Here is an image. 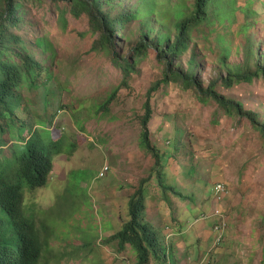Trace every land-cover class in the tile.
<instances>
[{"label": "rangeland", "instance_id": "374dc122", "mask_svg": "<svg viewBox=\"0 0 264 264\" xmlns=\"http://www.w3.org/2000/svg\"><path fill=\"white\" fill-rule=\"evenodd\" d=\"M141 1L136 17L113 35L116 54L132 64L126 80L88 14L75 15L70 3L60 0H25L20 9L16 31L51 71L52 79L43 82L53 87L48 115L39 126L47 122L63 146L47 184L25 194L27 213L48 236L44 259L47 264L135 263L131 246L119 250L110 236L128 220L129 200L142 179L157 174L140 141L147 91L159 82L151 97V140L161 150L171 136L174 140L165 186L153 179L144 186L146 219L161 227L164 244L176 248L178 264H264V76L228 86L220 61L225 57L232 67L264 64V0H237L234 8L225 3L231 12L224 21L215 15L223 10H210L213 20L194 32L177 61L159 59L154 45L137 53L138 45L146 33L148 38L166 31L173 35L174 4L190 6L193 0H157L154 9L144 0H113L105 8L122 14ZM192 54L202 62L194 69L197 85L205 90L214 83L217 92L258 113L256 121L226 112L202 88L161 81L167 69L186 70ZM32 101L33 110H46L42 89ZM13 142L8 138L3 154H10ZM105 165L108 170L99 176ZM218 183L227 187L223 194L215 191ZM217 209L227 221L220 241L214 230Z\"/></svg>", "mask_w": 264, "mask_h": 264}, {"label": "trees", "instance_id": "16d2710c", "mask_svg": "<svg viewBox=\"0 0 264 264\" xmlns=\"http://www.w3.org/2000/svg\"><path fill=\"white\" fill-rule=\"evenodd\" d=\"M24 1L0 0V264H47L48 260L44 259V251L48 247V236L41 235V229L38 228L36 220L27 213L25 194L26 189L35 190L47 184L54 168V157L63 151L62 141L52 136L47 127L48 123H44L45 128L39 126L45 120L44 116L48 115L46 112L50 103L48 90L53 91V87H44L43 82L52 78L45 61L38 58L34 51L29 50L24 37L16 31L21 23L20 9L24 7ZM60 1H68L75 15L88 14L91 23L98 29L101 28V43L112 52L114 61L122 67L126 80L130 76L132 64L126 57L120 59L116 54L114 49L116 41L113 35L116 30H120L125 23L136 17L138 9L142 8L144 3L141 1V5L136 10L112 15L111 11L106 10L105 7L113 0ZM144 1L152 9L157 5V0ZM236 1L193 0L190 6L182 1L175 3L177 13L170 16L174 25V34L166 31L154 38H148L149 34L146 33L147 39L142 38L137 53L154 45L159 59L169 58V61H177L179 56L190 48L191 42L195 39L194 32L213 20L210 10L214 12L223 10L222 14L215 15L216 18L224 21L228 18L222 17L225 12H231L224 4H233L234 8ZM219 39L227 42L221 34ZM246 53L247 57L251 56L249 51ZM220 61L225 71L223 81L228 86L239 82L250 83L255 78L264 76V64L260 60L254 63L247 62L244 65L237 64L233 67L227 65L225 57H220ZM187 63L186 70L180 66L170 71L167 69L161 81L175 79L187 87L203 90L201 84L197 85L194 74V69L201 68L202 62L195 54H192ZM159 86L160 83L156 82L147 91L144 113L141 117L140 141L152 154L153 168L157 174L142 179L129 200L128 220L117 233L110 236V239L118 241L119 250L124 249L127 244L131 246L136 253L134 264H178L175 247L163 243L158 229L144 215L146 209L144 186L151 179L156 180L160 186H165L164 169L171 155V144L174 140V136H171L170 145L164 150L151 140L149 128L153 115L151 97ZM40 89H42L43 102L46 106V110L42 113L33 110L30 106L33 93ZM203 91L226 112L236 111L238 114H248L253 121H256L258 113L244 110L241 102L217 92L214 83ZM110 101L111 97L106 105ZM34 121L36 124L33 123ZM260 132L264 140V120ZM25 133H28L27 138ZM8 138L15 142L12 147L10 146V154L6 155L2 151L7 145ZM174 147L176 148V145ZM219 220L218 216L217 221Z\"/></svg>", "mask_w": 264, "mask_h": 264}, {"label": "built area", "instance_id": "2783aa9c", "mask_svg": "<svg viewBox=\"0 0 264 264\" xmlns=\"http://www.w3.org/2000/svg\"><path fill=\"white\" fill-rule=\"evenodd\" d=\"M108 170V166L105 165L101 172L99 173V176H103L104 173ZM215 191L219 194H223L224 192L227 191V187L224 186V184H221V183H218L215 185ZM216 215L219 216V222L217 221L214 229L215 231L219 232L220 233V236L218 237V240L220 241V238H221V235H222V232L225 230L226 226H227V221H226V218H225V215L220 212V210H216Z\"/></svg>", "mask_w": 264, "mask_h": 264}, {"label": "clouds", "instance_id": "9594fccd", "mask_svg": "<svg viewBox=\"0 0 264 264\" xmlns=\"http://www.w3.org/2000/svg\"><path fill=\"white\" fill-rule=\"evenodd\" d=\"M219 210H220V209H219ZM220 212H221V210H220ZM222 213L224 214V212H222ZM224 215H225V214H224ZM225 217H226V216H225ZM215 225H216V224H215ZM215 225H214V227H215ZM225 229H226V228H225ZM214 230H215V229H214ZM216 232H217V231H216ZM217 242H219V241H217ZM217 242H216V243H217Z\"/></svg>", "mask_w": 264, "mask_h": 264}, {"label": "crops", "instance_id": "0c3cea01", "mask_svg": "<svg viewBox=\"0 0 264 264\" xmlns=\"http://www.w3.org/2000/svg\"><path fill=\"white\" fill-rule=\"evenodd\" d=\"M160 228H161V227L158 228V231H160ZM175 252H176V248H175Z\"/></svg>", "mask_w": 264, "mask_h": 264}]
</instances>
